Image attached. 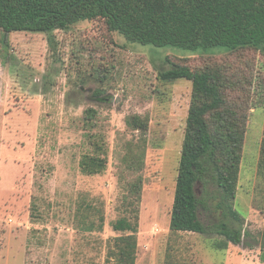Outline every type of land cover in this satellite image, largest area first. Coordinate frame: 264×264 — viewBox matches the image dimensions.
Wrapping results in <instances>:
<instances>
[{"label": "rangeland", "instance_id": "374dc122", "mask_svg": "<svg viewBox=\"0 0 264 264\" xmlns=\"http://www.w3.org/2000/svg\"><path fill=\"white\" fill-rule=\"evenodd\" d=\"M228 51L157 48L118 33L111 39L96 22L51 34L6 37L0 30V264H106L109 242L121 235L111 224L128 214L124 198L133 175L123 171L122 157L127 143L140 138L127 127L132 115L150 121L136 264H165L169 249L179 264H264V176L257 168L264 57L235 203L247 234L240 245L218 251L217 235L170 231L192 83L163 82L159 73L170 68L168 59L223 58ZM90 108L98 112L94 132L104 135L108 151L106 171L93 177L79 168ZM85 216L96 224L104 216L103 230L82 231ZM199 218L208 226L218 216L201 210Z\"/></svg>", "mask_w": 264, "mask_h": 264}, {"label": "trees", "instance_id": "16d2710c", "mask_svg": "<svg viewBox=\"0 0 264 264\" xmlns=\"http://www.w3.org/2000/svg\"><path fill=\"white\" fill-rule=\"evenodd\" d=\"M94 22L101 23L111 39L118 33L130 42L157 48L229 50L223 58L168 59L170 68L159 77L168 83H192L170 231L217 235L220 239L212 247L218 251L240 245L247 233L235 203L254 108L257 65L264 57V0H0V30L6 37L23 32L51 34ZM95 94L105 97L99 91ZM97 115L90 108L84 116L87 152L79 168L90 177L103 174L108 166L105 137L94 132ZM126 123L140 138L127 143L122 157L123 171L133 175L124 198L129 208L128 214L111 224L121 235L109 242L106 264H136L138 255L141 173L150 121L132 115ZM257 168L264 176V130ZM201 210L218 218L205 226L199 218ZM104 224V216L99 224L85 216L80 228L102 231ZM262 239L264 254V236ZM165 264H179L171 249Z\"/></svg>", "mask_w": 264, "mask_h": 264}, {"label": "crops", "instance_id": "0c3cea01", "mask_svg": "<svg viewBox=\"0 0 264 264\" xmlns=\"http://www.w3.org/2000/svg\"><path fill=\"white\" fill-rule=\"evenodd\" d=\"M1 155H3V148H2V150H1ZM230 246H232V245H230ZM230 248V247H229ZM238 259V258H237ZM237 259H235V260H237ZM240 259V258H239ZM232 261H234V260H231L230 262H232Z\"/></svg>", "mask_w": 264, "mask_h": 264}]
</instances>
